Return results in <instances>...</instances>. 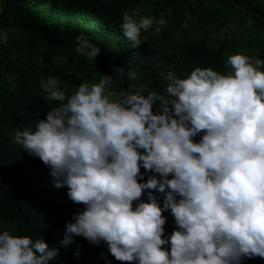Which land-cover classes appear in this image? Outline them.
Returning a JSON list of instances; mask_svg holds the SVG:
<instances>
[{
	"label": "clouds",
	"instance_id": "obj_1",
	"mask_svg": "<svg viewBox=\"0 0 264 264\" xmlns=\"http://www.w3.org/2000/svg\"><path fill=\"white\" fill-rule=\"evenodd\" d=\"M165 24L163 15L137 21L125 12L121 28L139 47L142 30L159 32ZM75 40L77 53L100 54L84 34ZM227 64V75L211 68L183 79L170 74L167 96L142 87L146 96L121 91L110 100L105 87L112 78L103 75L66 98L58 77L41 81L47 98L61 103L15 139L50 169L55 187H67L68 198L85 206L66 224L62 245L73 236L103 241L127 264L264 259V61L237 53ZM141 166L160 179L138 182ZM145 189L164 193L163 207L152 191L140 201ZM166 210L177 225L167 239ZM58 254L43 239L0 234V264H49Z\"/></svg>",
	"mask_w": 264,
	"mask_h": 264
},
{
	"label": "trees",
	"instance_id": "obj_2",
	"mask_svg": "<svg viewBox=\"0 0 264 264\" xmlns=\"http://www.w3.org/2000/svg\"><path fill=\"white\" fill-rule=\"evenodd\" d=\"M125 12L137 21L163 15L166 24L159 32L155 26L142 30L141 45L134 47L121 28ZM81 34L100 48L95 59L76 52ZM237 53L264 61V0H0V234L43 239L59 252L49 264H103L102 258L104 264H127L103 241L73 236L69 245L61 244L66 224L85 206L68 198L67 187H55L50 169L15 139L61 103L47 98L41 81L58 77L66 98L82 83L98 84L103 75L112 78L105 87L110 100L121 91L167 96L170 74L183 79L196 68H211L227 75L232 71L227 59ZM158 106L159 101L154 114ZM140 173L138 182L160 179L142 166ZM149 191L163 207L164 193L156 190L145 189L140 201L147 202ZM162 214L167 239L177 225L170 210ZM163 248L170 250V244ZM241 264L264 259L243 257Z\"/></svg>",
	"mask_w": 264,
	"mask_h": 264
},
{
	"label": "rangeland",
	"instance_id": "obj_3",
	"mask_svg": "<svg viewBox=\"0 0 264 264\" xmlns=\"http://www.w3.org/2000/svg\"><path fill=\"white\" fill-rule=\"evenodd\" d=\"M135 13V12H134Z\"/></svg>",
	"mask_w": 264,
	"mask_h": 264
}]
</instances>
